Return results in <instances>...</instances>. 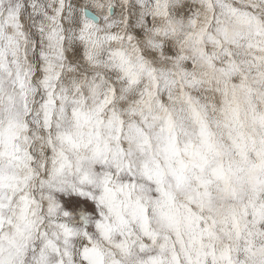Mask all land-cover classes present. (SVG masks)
I'll return each instance as SVG.
<instances>
[{"label": "snow or ice", "instance_id": "6c2138e0", "mask_svg": "<svg viewBox=\"0 0 264 264\" xmlns=\"http://www.w3.org/2000/svg\"><path fill=\"white\" fill-rule=\"evenodd\" d=\"M0 264H264V0H0Z\"/></svg>", "mask_w": 264, "mask_h": 264}]
</instances>
